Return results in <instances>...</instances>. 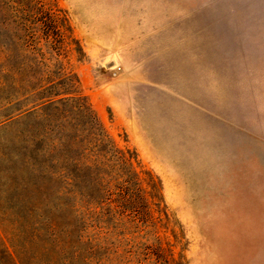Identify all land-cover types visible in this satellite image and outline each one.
<instances>
[{"label": "rangeland", "instance_id": "obj_1", "mask_svg": "<svg viewBox=\"0 0 264 264\" xmlns=\"http://www.w3.org/2000/svg\"><path fill=\"white\" fill-rule=\"evenodd\" d=\"M10 16L25 19L26 74L78 81L167 218L151 206L149 226L118 237L47 211L58 183L45 199L17 139L32 122H10ZM134 245L159 258L125 255ZM20 261L264 264V0H0V264Z\"/></svg>", "mask_w": 264, "mask_h": 264}, {"label": "trees", "instance_id": "obj_2", "mask_svg": "<svg viewBox=\"0 0 264 264\" xmlns=\"http://www.w3.org/2000/svg\"><path fill=\"white\" fill-rule=\"evenodd\" d=\"M13 7L11 4L10 10L16 12ZM10 22L15 30V39L10 43V122H32L23 127V134L18 132L21 135L17 139L26 145L22 147L23 163L29 171L35 174L41 169L45 199L50 197L52 184L58 183L55 194L64 201L47 211L59 209L75 214L80 228L90 227L98 233L105 229L106 235L117 232L118 237L149 226L151 206L167 218L159 182L147 173L146 188L142 187L135 154L112 144L96 113L79 95L78 81L66 75L62 66L54 71L38 68V81L29 70L26 74L22 59L26 53L25 19L10 16ZM36 22L41 23L39 18ZM12 46L17 53H13ZM20 75L25 79L21 81ZM35 187L31 185L32 191ZM66 200L72 204L65 205ZM48 205H53L50 199L45 201ZM134 246L125 255L143 256L144 261L156 256L149 246Z\"/></svg>", "mask_w": 264, "mask_h": 264}]
</instances>
